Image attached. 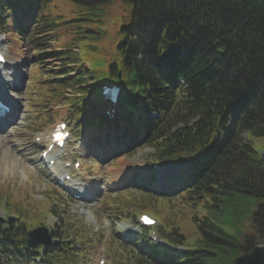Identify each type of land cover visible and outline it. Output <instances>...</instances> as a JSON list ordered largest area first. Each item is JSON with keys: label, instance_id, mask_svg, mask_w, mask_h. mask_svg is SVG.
<instances>
[{"label": "trees", "instance_id": "16d2710c", "mask_svg": "<svg viewBox=\"0 0 264 264\" xmlns=\"http://www.w3.org/2000/svg\"><path fill=\"white\" fill-rule=\"evenodd\" d=\"M52 1L0 0V15L13 7L34 10L31 33L36 36L57 26L50 17ZM72 1L81 12L110 0ZM121 1L130 13L129 23L120 29L116 61L123 100L136 110L135 122L140 121L137 129L155 160L178 161L196 152L191 182L190 176L173 201L152 202L159 216L164 204L165 241L184 249L170 253L145 245L119 247L122 259L130 264H233L252 246H264V154L255 151L251 140L264 136V0ZM36 39V45H44V36ZM57 55L63 65L78 61L70 50ZM71 71L63 66L48 87L55 91L54 99L71 90L69 101L84 115L88 89L95 90L101 80L87 85L83 73ZM44 93L52 91L44 88ZM83 115L80 122L95 125L101 120ZM139 192L143 200H154L148 191ZM5 197V207L17 219L5 229L1 244L6 249L12 245L16 254H38L23 244L28 222L47 220L36 206H27L38 202L27 193ZM58 199L61 194L48 189L39 203L58 221L50 226L55 247L42 251L51 254L48 262L72 259L75 244L84 237L65 222L54 205ZM187 219L196 230L192 239L183 233ZM3 259L0 255V264Z\"/></svg>", "mask_w": 264, "mask_h": 264}, {"label": "rangeland", "instance_id": "374dc122", "mask_svg": "<svg viewBox=\"0 0 264 264\" xmlns=\"http://www.w3.org/2000/svg\"><path fill=\"white\" fill-rule=\"evenodd\" d=\"M50 9L53 15L50 17L55 18L57 26L54 30L45 33L47 36L45 45L35 46L36 43H33L32 47L30 46L31 40L27 38V32L32 18L29 19L27 14L26 18L16 19L17 26L14 25L7 29V43L1 45L7 54L12 53L16 60L8 69H5L6 72L4 70L0 72V78L1 75H7L9 79L18 82L17 85H12L11 91L19 102L18 114L13 120V125L8 127L9 123H7L0 131L1 200H4L5 187L7 189L11 187L12 192L16 191L18 194L30 193L37 200L43 198L42 194L46 188L61 191L41 164L39 152L43 145L40 146L34 142V138L44 136L43 133L49 130L53 123L60 119L67 121L66 113L70 109L67 100L71 96L69 90L59 102L39 92L41 91L39 85L45 83L48 85L47 82L52 81L56 77L57 70L63 66V62L57 57L55 51L63 47L71 48L72 53L75 56L77 54L80 63L87 61L90 64L91 69L88 73L95 79H101L109 74L110 62L116 57V46L122 37L121 27L129 23L127 16L130 13V7L121 0H110L94 8L81 10V12L77 11V4L72 0H53ZM56 34L57 37L54 39ZM80 63H76L75 71L86 70ZM30 75L34 82L31 81ZM88 90L87 98L90 105L88 112L91 113L93 99L97 93L92 89ZM98 107L95 108V112L102 114V105ZM40 115V120H43L40 122L43 124L34 121ZM72 123L70 122L71 126ZM102 127L103 124L94 128L102 131ZM113 136H117L119 142L125 140L123 136L111 129L108 133L103 131L100 136L86 141L87 146H84L85 155L83 157L84 168L87 172L84 176L86 182L84 181L79 189L84 192V196L75 203H65L66 210L72 216L69 221L89 235L87 240L80 242L79 250L86 252L85 255L76 256V264H97L100 258L106 259L100 251L101 248L106 246L109 251V242L112 247V242L109 241L110 236L114 234L113 236L118 237L123 224L132 226L133 214H136L137 219L140 209L143 208L142 195L127 185L119 186L121 183H116L118 181L115 178L120 168L127 162L147 157L151 153L150 148L132 143L129 146L123 143L121 145V142L117 143L112 139ZM245 137L243 135V139ZM105 138L106 143H104ZM251 140L258 153L264 152V136L251 137ZM103 143L104 147H98ZM130 202L134 203L130 204ZM157 203L162 204V201L159 200ZM123 205L128 206V211L124 215L117 214L114 215L115 217H110L112 212L108 208L117 209L118 206ZM0 206H3L2 203ZM172 208L170 207L169 210L171 211ZM150 210L159 218L151 204ZM48 220L53 222L54 218L48 217ZM184 222L183 233L188 239H192L196 235V230L190 220ZM107 231L110 232L109 237H107ZM156 244L170 248L162 240L156 241ZM119 257L118 264H123L122 255ZM16 264L23 263L19 261Z\"/></svg>", "mask_w": 264, "mask_h": 264}, {"label": "water", "instance_id": "95a60500", "mask_svg": "<svg viewBox=\"0 0 264 264\" xmlns=\"http://www.w3.org/2000/svg\"><path fill=\"white\" fill-rule=\"evenodd\" d=\"M110 75L114 76L116 73V63L112 62L110 65ZM120 74L118 73V76ZM37 233H43L38 240L35 239V234ZM30 238L25 239V244L30 247H35L39 243L48 244L50 241L49 236L47 235L45 229H34L27 233ZM264 251L262 247L256 246L253 249H251L249 252H246L245 254L237 257L234 260V264H264Z\"/></svg>", "mask_w": 264, "mask_h": 264}, {"label": "bare ground", "instance_id": "6f19581e", "mask_svg": "<svg viewBox=\"0 0 264 264\" xmlns=\"http://www.w3.org/2000/svg\"><path fill=\"white\" fill-rule=\"evenodd\" d=\"M8 57H9L10 60H12V59H13V61L16 60L14 55H13V56H9V55H8ZM2 79H3V78H2ZM6 81H7V80H6ZM13 106H14V105H13ZM3 126H4L3 123H1V124H0V129H1ZM162 181H163V179H162Z\"/></svg>", "mask_w": 264, "mask_h": 264}]
</instances>
